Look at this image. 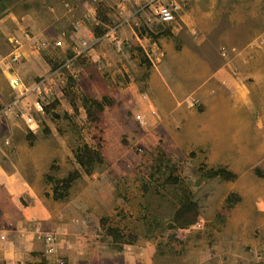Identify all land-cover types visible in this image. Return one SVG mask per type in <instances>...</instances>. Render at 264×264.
Segmentation results:
<instances>
[{"label": "rangeland", "instance_id": "obj_1", "mask_svg": "<svg viewBox=\"0 0 264 264\" xmlns=\"http://www.w3.org/2000/svg\"><path fill=\"white\" fill-rule=\"evenodd\" d=\"M163 1L0 8V264H264V0Z\"/></svg>", "mask_w": 264, "mask_h": 264}, {"label": "trees", "instance_id": "obj_2", "mask_svg": "<svg viewBox=\"0 0 264 264\" xmlns=\"http://www.w3.org/2000/svg\"><path fill=\"white\" fill-rule=\"evenodd\" d=\"M1 1H0V8L3 9L4 5L6 6V3H5V0H3V4L1 3ZM99 34H100V32L98 31L97 35H99ZM41 57L46 58L47 61H49V59H50V58H48V56L46 54L42 55ZM54 66L56 67L57 65H54ZM48 94L49 93H46V95H48ZM54 95L55 94H52V96H50V98H55ZM43 104H44L45 111L48 113L51 112L53 110V108L56 106V103L43 102ZM99 109L100 110L102 109L101 104L99 105ZM87 110H88V115L90 116V118L91 119L94 118L95 117L94 116L95 115L94 110L90 109V108H88ZM60 117H62L61 114L55 113L54 119H59ZM91 154H93V152L90 151V148L88 146L85 149L78 148L76 150V155H77V158L79 161H82L84 159V156H87L88 161L93 162V157L91 156ZM82 164L86 165V163H82ZM211 171H214V173L211 174V176H212L211 178H215V177L224 178L225 177L224 179H227V177H229L231 175L234 176V174L231 173V171H229L225 167L220 168L219 170H211ZM77 175H79L78 172L75 176H70V178L76 177ZM68 180L69 179L64 180V183L59 180L58 184L55 185V187L53 188L55 198L59 199L65 195L66 190H67ZM193 203L194 202H190V205L184 206L180 209V212H182V213L178 214V216H177L178 221H191V220H195L196 218L199 217V212H198L197 208L195 207V203L194 204ZM184 214L187 215L186 218L183 217Z\"/></svg>", "mask_w": 264, "mask_h": 264}, {"label": "built area", "instance_id": "obj_3", "mask_svg": "<svg viewBox=\"0 0 264 264\" xmlns=\"http://www.w3.org/2000/svg\"><path fill=\"white\" fill-rule=\"evenodd\" d=\"M185 1H188V0H185ZM173 6L174 7L176 6V8H178L180 6V4L178 3V5H176V2L168 3V2H165L163 0H146V3H145L146 10L151 12L153 17L157 18L158 20H160L164 23H168V22L175 19V16L172 12V10L174 9ZM152 8H154L155 12ZM11 85L14 89H16L15 92L21 91V93H23L24 92L23 87L26 84H23V82L20 84L19 77L16 76V78H14L13 81L11 82ZM36 105L41 109L43 108L40 100L36 101ZM27 123L34 125L35 121L33 122L31 118H27ZM38 240L45 243V244L51 243V237L50 236L49 237H43V236L38 234ZM9 264H12V263H9Z\"/></svg>", "mask_w": 264, "mask_h": 264}, {"label": "clouds", "instance_id": "obj_4", "mask_svg": "<svg viewBox=\"0 0 264 264\" xmlns=\"http://www.w3.org/2000/svg\"><path fill=\"white\" fill-rule=\"evenodd\" d=\"M18 45H19V44H17L16 46H18ZM39 47L42 48V45L39 46ZM41 55H45V54H41ZM16 76L19 77V75H18L17 73H16ZM19 81H20V84H21V81L24 82V84H26L24 80H20V79H19ZM13 89H14V88H13ZM14 90L16 91V89H14ZM17 91H18V90H17Z\"/></svg>", "mask_w": 264, "mask_h": 264}, {"label": "crops", "instance_id": "obj_5", "mask_svg": "<svg viewBox=\"0 0 264 264\" xmlns=\"http://www.w3.org/2000/svg\"><path fill=\"white\" fill-rule=\"evenodd\" d=\"M9 6V2L8 3H6V6L4 5V8L2 9V10H4V9H6L7 7ZM18 73H19V75L21 76V74H20V71H17ZM22 77V76H21Z\"/></svg>", "mask_w": 264, "mask_h": 264}]
</instances>
